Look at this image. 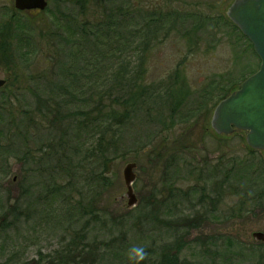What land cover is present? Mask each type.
Returning <instances> with one entry per match:
<instances>
[{
	"label": "rangeland",
	"instance_id": "374dc122",
	"mask_svg": "<svg viewBox=\"0 0 264 264\" xmlns=\"http://www.w3.org/2000/svg\"><path fill=\"white\" fill-rule=\"evenodd\" d=\"M51 1L49 11L16 19L11 39L10 30L0 34L9 43L0 41V79L5 81L0 92L11 98V117L0 132V264H47L74 242L86 248L82 264H132L126 253L133 245L144 246L148 255L142 264H152L173 239L171 229L148 219L153 208L145 201L156 190L168 199V211L157 212L165 221H195L179 237L183 249L178 262L264 264V242L252 238V233L264 231V178L253 177L264 175V151L249 152L243 133L216 138L210 127L217 89L224 83L229 92L238 89L241 81L227 82L237 78L239 66L255 69L259 60L241 54L244 41L228 37L229 29L206 26L193 37L191 53L180 37L192 21L189 14L223 16L234 0ZM119 10H125L127 26L119 33L128 47L115 49L112 30L100 33L97 45L92 37L85 38L83 29L94 30L107 13ZM157 11L175 12L184 25L168 28L170 23L164 22L158 39L144 48L134 37L135 24L141 26ZM143 59L140 84L147 90L164 94L179 69L190 94L175 125L165 132L156 123L158 117L169 122L163 99L155 107L148 99L127 120L116 118L123 108L114 102L127 97L126 79ZM123 70L117 84L115 76ZM38 93L58 96L49 99L46 120L35 114L33 95ZM99 102L106 114L101 141L79 123L82 112L96 115ZM199 104L203 107L196 111ZM177 138L189 151L176 163L172 177L180 192L172 194L163 184V166L177 148L172 145ZM129 162L136 164L133 208L126 207L122 177ZM188 162L217 165L220 178L209 175L197 184L196 176L187 174ZM224 173L228 182L221 187ZM83 210L91 214H81Z\"/></svg>",
	"mask_w": 264,
	"mask_h": 264
},
{
	"label": "trees",
	"instance_id": "16d2710c",
	"mask_svg": "<svg viewBox=\"0 0 264 264\" xmlns=\"http://www.w3.org/2000/svg\"><path fill=\"white\" fill-rule=\"evenodd\" d=\"M111 10L112 9H109L108 12ZM125 10L122 12H120L119 10L120 13L113 11L112 13H107L105 21L102 24L94 25V30H90V32L88 33H86V31L83 29L85 38L89 39L92 37L94 39V44L97 45L101 43L100 33L107 34L109 30H112L114 34L112 36V40L110 41H112V44L114 46L117 45L115 49H117V51L120 52L125 47H128L126 41H123L121 33H119V30H123V28L127 26L124 21L126 17ZM188 16L191 17L190 19H192V21L188 23L189 25L185 26L186 29H184L183 32L181 31L180 37L185 39V41L187 42L189 53H191L190 50H194L193 44L195 43H192L193 37L199 35L200 32L203 30V28H205L206 26H210L211 28L217 31L229 29L230 33L228 35L225 32V34L228 37L233 36L234 38L235 35L236 39L239 42L242 40L244 41L243 42L244 47L242 48L241 54L247 55L248 60L250 59V57L257 59V61L259 60L258 57L253 52L251 43L239 31V29L227 18L226 15L215 16V17L214 16L203 17L202 15L189 14ZM184 21L185 20H183V18L180 15L176 14L175 12L172 13L169 11L168 13L165 14L159 11L157 12V14L153 16H148L144 18L143 24H141V26L135 24L134 37H139V39H141L142 46L144 48L146 47L148 48V44L153 42L155 38L158 39L157 34L162 30V25L164 22L170 23V26H168L169 28L173 26H180V25L183 26ZM90 33L92 36L89 35ZM20 42H22V38H20V40L18 39V43ZM0 49L3 50L2 47ZM241 54L236 55V59L240 58L242 56ZM259 64L257 65V67H255V69L250 64L244 65L243 67L239 66L238 72L236 74L237 78H234L235 80L233 79L227 83L235 84L236 82L241 81L240 82L241 84L242 81H244L249 75L253 74L258 69ZM144 70L145 69H144V59H143L141 62H139V64H137V69L133 74L134 77L130 76L128 79H126L127 89H128L127 97L121 102H114V104L117 107L123 108V112H121L119 115H116V118H118L119 122H122L120 121V116L122 120H127L129 117V113L132 111L134 112L136 109H142L141 107H144L147 104L146 101L148 99L149 101L151 99L154 100L152 102L150 101L153 107L157 106L156 105L157 101L163 99L164 103H161V107L165 108L168 111L169 122L167 123L166 120L163 121L160 117H158L156 118V123L157 125H160V131L165 132L166 130L172 128L173 125H175L176 123L175 116H177L179 111H181L180 108L183 107L185 100H187L188 97H190L189 91L187 89L186 83L184 82V77L183 75H181V71L179 69H176L174 71L172 80L166 86L164 94L160 95L159 93H155L153 89L147 90L146 87L140 84L141 80H143L144 78ZM124 72L126 71L125 70H123L122 72L120 71V73L115 76L114 82L120 84L124 78L123 76ZM217 90H216L217 94L215 92L214 96L217 97L218 102L229 96L232 92H234V91L229 92V84L226 83H224L223 86H220V88H218ZM208 95H204L203 97L206 98L207 100L209 98ZM57 97L58 96L47 97L45 95H41L40 93H38V95L37 94L33 95V99L36 105L35 114L46 120V117H48L47 114L49 113V111L51 112V104L49 101L55 100ZM10 100L11 98H8L7 95H4L3 93L0 92V132L4 129V123H5L4 121H8L9 117H11L8 112V104L10 103ZM54 104L57 105V103ZM96 106L99 110L96 113V115L93 117L88 112H82L83 115H81L82 117H80L82 119L81 121L79 120V123L80 125L88 129L87 134H95V133L99 134L100 137L99 141H101L102 138L104 137V133L102 131V125L104 124L106 114L101 111V108H103L101 102H99ZM201 107H203L202 104H199V107L196 111L200 110ZM190 112H194V111L191 110ZM77 114H81V112H78ZM106 128L108 127H105V129ZM214 135L215 137L218 136L215 133ZM222 138L224 137L222 136ZM172 145L175 146L174 148L176 147L177 148L173 149L174 152H172V156L164 162L163 168H164L165 177L163 178V184L167 185L169 192L173 194L174 191L180 192V189L174 188L176 187L174 176L176 171H178V166L176 165V163L178 161H181L180 159H181V155H183L182 153L189 151V147L186 146L185 143H180V139L178 138L177 141L176 142L174 141ZM247 149L249 152L256 151L250 149L249 147H247ZM162 151L163 150L158 152L159 153L158 157H161L160 154L162 153ZM179 153H180V157L177 155ZM185 167L189 177L196 176L195 182L197 184L206 182L205 180H208L209 175L214 176L216 179L220 178L218 174L220 173V171H218L217 165L214 167L213 165L211 166L210 164H208V162L202 163V167L196 166L193 162H188L185 164ZM172 175L174 176L172 177ZM257 176H262L264 178V175L262 173H259L257 175L253 174V177L256 178ZM228 177H229L228 173H224V175H222L221 177L222 181H220L221 183H219L221 184V187L228 182ZM261 181H262L261 187L264 188V182L262 179ZM258 185L259 184H257V186ZM261 190L264 191V189ZM145 204L146 206H151V208H153V211H151L150 214L148 215L149 221L153 222L158 226L159 225L167 226L168 229H171L172 238H173L171 243H167L166 245H163L162 250L158 256V260L153 261L152 264H181L180 262H178L177 259L178 254L183 249L181 243L182 241L181 239H179V237L183 234L188 233V230H190L191 227L194 226L195 221L187 220V219L185 220V222L182 223H180L182 220L179 222L175 221L170 223L165 221L164 220L165 218L162 217L163 214L160 213H164L168 211L169 209L168 199L165 198L164 195H162V192L160 190H156V193L154 195L152 194L151 198L145 201ZM159 210L160 213L157 214ZM81 214L87 215V214H91V212L87 210H83V213ZM92 218L93 217L91 216L90 219L92 220ZM90 219H88V222L90 221ZM79 235L80 238H83V236H81L82 232H80ZM176 241H178V243H175ZM72 244L73 243L67 246L66 251L61 253L58 252L57 254L58 257L55 259L56 262H54L55 260L49 261L47 264H82L80 259L83 258L82 254L86 250V248L84 245H82L81 247L79 246L80 248H78L77 245H75V242L73 245ZM87 250L92 251V249L90 248ZM91 256L93 255L91 254ZM42 258L43 256L40 257V259Z\"/></svg>",
	"mask_w": 264,
	"mask_h": 264
},
{
	"label": "water",
	"instance_id": "95a60500",
	"mask_svg": "<svg viewBox=\"0 0 264 264\" xmlns=\"http://www.w3.org/2000/svg\"><path fill=\"white\" fill-rule=\"evenodd\" d=\"M15 7L19 10L37 8L41 11L45 2L15 0ZM226 16L251 43L260 64L253 74L242 81L238 89L217 103L212 112L210 127L218 136L243 133L247 147L264 151V0H234ZM4 83L0 79V87ZM135 168L136 164L129 162L122 169L127 208L137 204L132 188ZM252 238L264 242V231L252 233Z\"/></svg>",
	"mask_w": 264,
	"mask_h": 264
},
{
	"label": "flooded vegetation",
	"instance_id": "af4514ba",
	"mask_svg": "<svg viewBox=\"0 0 264 264\" xmlns=\"http://www.w3.org/2000/svg\"><path fill=\"white\" fill-rule=\"evenodd\" d=\"M44 2H45V7L43 10L40 11L37 8L19 10L15 7V0H0V34L5 33V32L8 33V31L10 30L11 36H9L10 38L8 39H11L12 33L17 31V29H15L16 19L19 21L21 17L25 18L26 15H29L30 13H41V12L45 13L49 11V8L52 7L50 5L52 1L44 0ZM56 6H57V3L55 2V7ZM4 39H5L4 36H0V41H2L3 44L8 46L9 43L8 42L4 43L3 41Z\"/></svg>",
	"mask_w": 264,
	"mask_h": 264
},
{
	"label": "clouds",
	"instance_id": "9594fccd",
	"mask_svg": "<svg viewBox=\"0 0 264 264\" xmlns=\"http://www.w3.org/2000/svg\"><path fill=\"white\" fill-rule=\"evenodd\" d=\"M126 255L129 261L132 262V264H142V261L147 258L148 253L144 246L133 245L128 249Z\"/></svg>",
	"mask_w": 264,
	"mask_h": 264
}]
</instances>
